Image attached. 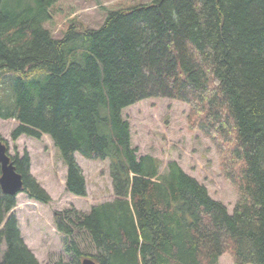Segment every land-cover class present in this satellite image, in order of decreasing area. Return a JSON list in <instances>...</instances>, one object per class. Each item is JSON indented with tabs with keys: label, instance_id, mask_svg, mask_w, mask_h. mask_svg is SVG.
Listing matches in <instances>:
<instances>
[{
	"label": "trees",
	"instance_id": "16d2710c",
	"mask_svg": "<svg viewBox=\"0 0 264 264\" xmlns=\"http://www.w3.org/2000/svg\"><path fill=\"white\" fill-rule=\"evenodd\" d=\"M58 1L0 0V119L18 122L13 143L51 140L73 196H86L75 154L108 161L115 198L55 215L71 255L55 264H218L223 254L264 264V0H152L109 10L97 29L70 20L55 38L44 25ZM145 99L187 106V127L211 143L237 195L232 214L176 161L161 171L137 156L122 111ZM11 161L22 192L47 205L28 154ZM15 205L0 189V264H38ZM74 229L94 255L69 239Z\"/></svg>",
	"mask_w": 264,
	"mask_h": 264
},
{
	"label": "rangeland",
	"instance_id": "374dc122",
	"mask_svg": "<svg viewBox=\"0 0 264 264\" xmlns=\"http://www.w3.org/2000/svg\"><path fill=\"white\" fill-rule=\"evenodd\" d=\"M152 0H59L52 11V19L44 25L60 38L69 21L81 22L84 27L97 29L109 10L134 7ZM61 30V31H60ZM187 106L168 99H145L122 111L129 122L132 147L137 156L151 155L162 164L161 171L170 160L195 178L208 191L209 196L226 206L229 214L237 195L220 171L219 161L211 143L200 133L191 131L186 122ZM18 125L15 120H0V134L6 141L10 156L30 159V173L50 198L47 205L31 201L24 193L16 196L14 214L20 235L38 264L71 262L65 252L66 236L57 232L55 215L72 210L75 215L88 212L92 205L113 200L108 173V161H89L75 154L76 163L86 182V197H74L66 192L65 167L47 136L40 140L20 137L12 143L11 131ZM74 220V219H73ZM83 255L95 254L89 237L83 231L73 230L69 237ZM5 246H0V261ZM219 264H233L230 256L223 254Z\"/></svg>",
	"mask_w": 264,
	"mask_h": 264
},
{
	"label": "water",
	"instance_id": "95a60500",
	"mask_svg": "<svg viewBox=\"0 0 264 264\" xmlns=\"http://www.w3.org/2000/svg\"><path fill=\"white\" fill-rule=\"evenodd\" d=\"M6 147L0 143V189L3 194L16 196L22 189L21 175L15 171L10 157L6 154ZM81 264H97L91 259L84 258Z\"/></svg>",
	"mask_w": 264,
	"mask_h": 264
}]
</instances>
